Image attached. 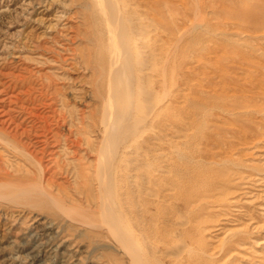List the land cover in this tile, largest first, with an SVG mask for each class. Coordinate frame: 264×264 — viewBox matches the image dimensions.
Listing matches in <instances>:
<instances>
[{"label":"rangeland","instance_id":"obj_1","mask_svg":"<svg viewBox=\"0 0 264 264\" xmlns=\"http://www.w3.org/2000/svg\"><path fill=\"white\" fill-rule=\"evenodd\" d=\"M91 2L0 0V130L24 129L26 143L35 131L46 134L27 163L0 142V264H128L98 208L96 64H86L99 50ZM146 9L164 50L158 67L168 71L158 92L166 119L150 128L160 141H139L150 148L144 166L118 170L120 179L140 181L121 183L118 192L131 197L123 210L174 208L204 249L225 260L229 230L251 220L260 226L252 241L264 240V138L250 147L264 133V115L255 113L264 106V0H146ZM212 177L229 182L222 209ZM8 184L27 192L13 186L12 194ZM262 247L249 243L236 264H263Z\"/></svg>","mask_w":264,"mask_h":264},{"label":"bare ground","instance_id":"obj_2","mask_svg":"<svg viewBox=\"0 0 264 264\" xmlns=\"http://www.w3.org/2000/svg\"><path fill=\"white\" fill-rule=\"evenodd\" d=\"M92 1V7L95 8H92L94 9L92 35L95 36V45L99 50L88 56L86 64L88 67H92L90 66L92 63L96 64L92 68L97 77L95 97L98 101L90 119L101 137L96 150L99 158L95 176L99 184L98 193L101 200L98 208L103 215L109 217L105 224L106 230L111 234L120 252L127 258L128 264H236L240 257H245L242 252L249 243L253 246L264 245V240L252 241V234L260 226L258 227L251 220L244 223V226L226 233L221 245V251L225 253L226 259L217 260L215 253H208L204 249L202 240L194 235L193 230L190 229L189 233L186 221L179 218L174 208L166 209L158 204H152L155 208L150 209L148 206L146 211L137 209L136 206L130 211L123 210L122 203L130 200L131 197L123 196L118 192L121 183L140 186V181H133L129 175L120 179L118 170L122 166H129L128 168L132 166L138 170L144 166L141 158L146 157L150 148H144L139 141L145 134L143 141L151 139L160 141L161 137H156L159 132L154 135L151 131L156 125L158 128L165 125L166 98L161 99L159 97L161 93L158 95V92L164 91L166 87L168 71L158 67V62L164 59V50L159 48L157 37L159 27L149 16L151 12L146 9V0ZM57 62L62 65L61 62ZM173 72L174 70L169 77L171 83ZM255 113L264 115V106H258ZM34 117H38L42 123L47 122L38 114ZM16 127L21 126L16 125ZM41 129L46 128L43 126ZM35 132L36 141L30 143L29 139V143H26L27 141L22 142L20 139L25 137L28 140V131L22 129L21 132L15 131L11 135L12 133L0 130V134L4 136L0 138V142H3L5 148L13 151L16 158L25 163L34 159L30 148H34V144L46 142L45 133ZM7 137L11 141L5 139ZM253 137L255 142L250 147L256 149L257 144L260 143L258 138H264V133L258 132ZM65 140L67 144L70 142L73 145L79 144L78 141H68L70 140L68 138ZM86 144L89 146L90 142L87 141ZM132 151L137 156L135 160L129 157ZM40 153L44 155L45 149H41ZM185 174L188 175L189 180L198 177V174H192L191 178L190 173ZM218 179L212 177L209 181L213 183L211 187H216L215 190L218 192L216 193L219 199L217 208L222 209L230 203L229 198L225 197V188L229 182L227 179L217 181ZM13 186L10 187L8 184L4 188L8 190V187L13 188ZM14 187L16 188L17 185ZM15 188L11 190L12 194ZM16 191L27 192L23 185L17 187ZM132 219L134 222L131 221ZM157 220L160 222H156ZM154 221L156 223H153ZM36 258L35 255V261ZM250 264H253V259Z\"/></svg>","mask_w":264,"mask_h":264}]
</instances>
